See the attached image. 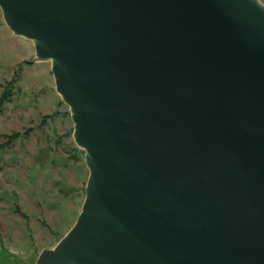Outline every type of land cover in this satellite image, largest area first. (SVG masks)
Returning <instances> with one entry per match:
<instances>
[{"label": "water", "instance_id": "1", "mask_svg": "<svg viewBox=\"0 0 264 264\" xmlns=\"http://www.w3.org/2000/svg\"><path fill=\"white\" fill-rule=\"evenodd\" d=\"M88 172L35 264H264V0H0Z\"/></svg>", "mask_w": 264, "mask_h": 264}, {"label": "rangeland", "instance_id": "2", "mask_svg": "<svg viewBox=\"0 0 264 264\" xmlns=\"http://www.w3.org/2000/svg\"><path fill=\"white\" fill-rule=\"evenodd\" d=\"M0 13V264H35L74 226L88 172L50 64Z\"/></svg>", "mask_w": 264, "mask_h": 264}, {"label": "trees", "instance_id": "3", "mask_svg": "<svg viewBox=\"0 0 264 264\" xmlns=\"http://www.w3.org/2000/svg\"><path fill=\"white\" fill-rule=\"evenodd\" d=\"M5 100H3V98H1L0 100V104L4 103Z\"/></svg>", "mask_w": 264, "mask_h": 264}]
</instances>
